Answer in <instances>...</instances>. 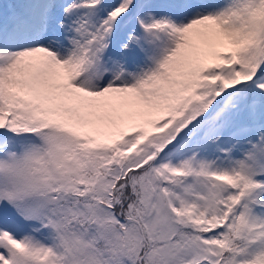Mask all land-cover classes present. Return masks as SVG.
Listing matches in <instances>:
<instances>
[{
  "label": "snow or ice",
  "instance_id": "6c2138e0",
  "mask_svg": "<svg viewBox=\"0 0 264 264\" xmlns=\"http://www.w3.org/2000/svg\"><path fill=\"white\" fill-rule=\"evenodd\" d=\"M0 264H264V0H0Z\"/></svg>",
  "mask_w": 264,
  "mask_h": 264
}]
</instances>
